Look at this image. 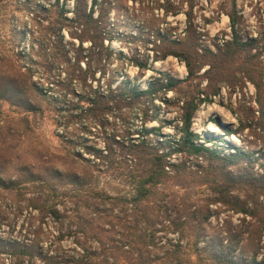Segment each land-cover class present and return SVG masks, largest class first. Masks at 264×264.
I'll use <instances>...</instances> for the list:
<instances>
[{"label": "trees", "instance_id": "16d2710c", "mask_svg": "<svg viewBox=\"0 0 264 264\" xmlns=\"http://www.w3.org/2000/svg\"><path fill=\"white\" fill-rule=\"evenodd\" d=\"M3 1L0 0V113L4 103L27 114L39 111L38 91L19 63L23 54L8 40L5 30L14 14L27 13L49 37L41 47L43 51L60 49L70 64L62 43L63 31L78 40L77 47L71 43L72 71L58 86L59 95L76 112L69 118L77 121V127L83 129L91 123L103 127L115 117L123 124L135 117L140 126L127 128V142L123 144L127 151L116 175L111 171L113 163L100 158V150L83 146L97 162L69 152L67 157L58 158L63 161L62 170L19 167L16 176H7L5 166L15 156L0 147V192L17 203L26 202L29 210L25 230L18 233L19 237L3 240L0 254L8 255L11 264H264V146L248 153L231 145L235 153H222L198 143L199 136L191 130L194 114L202 105L213 103L219 94L221 86L216 83L236 85L237 73L254 88V103L263 120L264 67L258 55L251 53L253 41L241 37L234 6L227 13L231 37L223 40L221 47L216 46L217 52L213 53L198 44L202 34L192 22L193 0H186L187 11L182 10L183 1L175 6L168 0L166 16L182 13L186 18L183 36L172 39L174 30L169 26L157 31L161 55L147 61L129 59L111 48L114 37L106 26L111 0H71V9L67 8L69 0ZM86 41L89 46L83 47ZM241 55H245L244 63L239 61ZM168 57L184 64L185 79L175 80L156 71L163 81H152L141 90L131 80H117L108 72L114 59L120 65L127 61L146 72L154 71L152 65ZM233 64H237L236 69ZM205 65L209 66L204 72L208 85L199 89L195 80ZM158 91L175 95L172 104L179 125L173 128L176 138L162 136L165 122L158 118L153 104ZM21 121L27 125L26 118ZM154 121L160 125L146 126ZM237 122L239 131L251 128L247 118L238 117ZM214 124L226 136L238 135V131L230 132L217 120ZM27 128L22 126L16 131L23 135ZM5 137H11L9 129ZM72 141L71 136L65 140L68 144ZM4 143L0 140V145ZM106 174L108 181L119 185V192L111 194L99 186ZM198 187L206 190L196 198L192 190ZM171 188L177 190L169 193ZM221 213L238 216L239 222L225 220L214 227L212 218L217 219ZM70 232L80 233L84 240H76L74 256L59 252L60 247H47L42 241L49 235L59 240ZM160 232L175 234L176 240L160 241Z\"/></svg>", "mask_w": 264, "mask_h": 264}, {"label": "rangeland", "instance_id": "374dc122", "mask_svg": "<svg viewBox=\"0 0 264 264\" xmlns=\"http://www.w3.org/2000/svg\"><path fill=\"white\" fill-rule=\"evenodd\" d=\"M111 1L112 5L106 26L114 37L110 45L116 53L122 52L129 59L149 61L154 55H161L162 48L156 41L157 31L168 29L169 26L174 30L172 39L183 36L186 18L182 13L177 16H170V14L166 16L168 0ZM172 1L175 6L183 1V11H187L189 8L186 0H169V2ZM5 2L6 0L3 1L4 4ZM233 6L238 13V29L242 39L253 41L254 49L251 53L258 55L259 62L264 67V0H235L234 3L232 0H193L192 22L197 32L202 34L198 44L201 48H208L215 53L217 52L216 46L221 47L223 40L230 39L227 13L232 12ZM67 8H72L71 0L67 1ZM14 16L15 18L7 24L5 30L9 34L8 40L13 42L16 49L23 54L19 63L23 66L22 72L30 75L38 91L39 111L27 114L20 108L9 106L6 103L1 104L0 140L3 139L5 143L0 147L16 157L12 162L8 161V165L5 166L6 175L16 176L15 170L19 167H25L26 170L34 168L35 171L45 168L62 170L63 161L61 162L58 158L67 157L69 152L78 153L86 160L97 162L98 160L94 156L84 151L83 146H92L100 150L101 156H106H100V158L107 163L108 161L113 163L111 171H114L116 175V172L121 170L119 168H122L123 156L127 151L123 145L127 142V128H139V119L131 117L126 124H123L117 119L118 117H115V120L108 119L103 127L98 126V123H91L82 127L83 129L77 127V121L69 118L70 114L75 116L76 112L73 106L64 102V99L59 95V82L66 78L67 72L72 71L73 47L71 43L77 47L78 40L72 38L67 31H63L62 43L65 50L68 51L67 58L71 62L69 64L63 59L59 52L60 49L42 50L45 47L44 42L49 39L48 36L45 37L42 34V25L32 21L27 13H16ZM88 46V41L83 43V47ZM58 48L60 47L58 46ZM199 53L202 52L199 51ZM244 59L245 55H241L239 61L244 63ZM85 62L86 60L81 61V65L84 66ZM237 64H233L232 67L236 69ZM111 66L108 72L117 77V80H131L132 83L139 85L141 90H145L152 81H163L156 71L175 80H183L187 76L184 64L173 57L153 64L154 71L142 72L127 61L120 65V62L115 59L111 62ZM159 67H164L165 70L162 71ZM208 68L209 66L205 65L197 73L198 78L195 82L199 89H204L208 85V77L204 73ZM239 74L237 73L239 81L236 85L231 86L227 82L216 83V86H221L219 94L213 98V103L202 105L194 114L191 122L192 132L199 136L198 143L227 154L235 153L230 148L231 145L248 153L258 151L260 147L264 146V115L262 120L260 109L258 110L254 103V88L245 77ZM98 75L99 73H96L95 77L97 78ZM155 95L157 99L153 104L158 118L165 122L164 125L162 124V136L168 139L176 138L178 134L173 128L179 127V125L176 108L172 104L175 95L172 92L163 95L161 91ZM238 117L247 118L251 128L239 131ZM24 118H26L27 125L21 121ZM215 120L230 132L238 131V135L226 136L214 124ZM158 125L160 124L155 121L146 124L148 128L158 127ZM22 126H27L28 130L20 135L21 131L17 133L16 129ZM209 128H213L215 133H209ZM7 129L10 130L11 137H5ZM70 136L73 138L72 144L65 142ZM231 138H235L238 145L231 143L229 141ZM189 162L193 163L194 161ZM107 178V174L102 176L99 186L111 194L119 192L121 188L116 181L110 182ZM173 190L177 189L171 188L168 189V192ZM205 190V187L195 188L192 190V195L198 198L205 194ZM177 196L180 197L179 194ZM17 210L21 212L19 213ZM27 211L29 210L26 202L17 203L10 196L0 192V252L3 240L19 237L18 233L25 230ZM237 217L221 213L217 219L212 218L211 223L214 227L218 226L217 222L221 224L225 220H231L237 224L239 222ZM48 230L53 231L51 227ZM51 234L53 235V233ZM62 236L63 238L55 240L49 235L42 241L46 243L47 247L50 245L51 247H60L61 251L59 252L74 256L73 250L78 248L76 240L80 238L81 243H84L81 234L70 232ZM157 236L160 241L168 240V243L174 242L177 237L175 234L165 232H160ZM92 242L93 240H89V243ZM0 256V264H11L8 255L0 254Z\"/></svg>", "mask_w": 264, "mask_h": 264}, {"label": "bare ground", "instance_id": "6f19581e", "mask_svg": "<svg viewBox=\"0 0 264 264\" xmlns=\"http://www.w3.org/2000/svg\"><path fill=\"white\" fill-rule=\"evenodd\" d=\"M160 68V70H162V71H164L165 70V68L164 67H159ZM208 132L209 133H215V130L213 129V128H209L208 129ZM229 141L231 142V143H233V144H237L238 145V141L235 139V138H231V139H229ZM235 144V145H236Z\"/></svg>", "mask_w": 264, "mask_h": 264}]
</instances>
